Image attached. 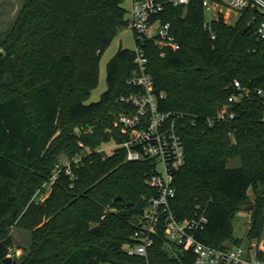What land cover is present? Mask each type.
<instances>
[{
  "label": "trees",
  "instance_id": "16d2710c",
  "mask_svg": "<svg viewBox=\"0 0 264 264\" xmlns=\"http://www.w3.org/2000/svg\"><path fill=\"white\" fill-rule=\"evenodd\" d=\"M126 0H24L10 31L0 29V264L13 244L11 229L31 233L30 246L10 264H193L192 251L171 242L163 229L148 257L131 256L125 244L156 188L147 183L151 159L130 161L126 151H100L121 141L117 116L131 107L118 100L135 90L127 78L136 69L134 51L120 47L107 66L108 88L87 102L98 85L100 60L128 25ZM180 48L161 55L145 40L149 72L159 107L177 115L186 163L176 173L173 209L192 217L205 208L208 223L198 237L213 246L233 242L234 220L254 203L248 239L264 236V16L256 8L234 23L224 14L209 23L202 0L166 5ZM250 89L237 103L236 118H213L235 92L234 79ZM62 168L48 197L36 191ZM241 164L229 166L231 159ZM253 191L254 198L249 194Z\"/></svg>",
  "mask_w": 264,
  "mask_h": 264
},
{
  "label": "built area",
  "instance_id": "2783aa9c",
  "mask_svg": "<svg viewBox=\"0 0 264 264\" xmlns=\"http://www.w3.org/2000/svg\"><path fill=\"white\" fill-rule=\"evenodd\" d=\"M189 2L190 0H131V9L128 11V24L132 27L136 40V47L133 49L136 69L127 78V83L135 90L121 94L118 98L131 107L128 112L117 116L121 141L111 142L100 148V151L106 153L105 150L109 148L112 153L116 148H122L126 151L127 160L151 159L155 163V169L146 181L157 192L147 198L146 207L134 233L136 241L125 244L124 248L131 256L147 258L154 236L163 229L171 242L194 253L193 264H264V236L253 240L248 247L236 244L213 246L198 237V233L208 223L205 208L197 205L194 216L181 217L172 207V200L177 194L176 173L186 163L185 145L177 131V115L159 107L144 41L153 40L160 46L163 56L169 51L178 50L180 43L172 33L171 22L163 21L159 14L168 4L178 6ZM202 3L205 13L216 11L215 18L220 13L225 17L227 11L223 10L224 6L239 13L247 8H256L264 16V0H202ZM211 20L207 21L210 23ZM257 33L264 39V19ZM232 86L235 92L217 114L209 119L210 124L236 118L234 106L250 97V89L244 87L239 79H234ZM80 162L81 157L77 155L72 159H63L49 181L53 184L62 168H65L72 179L77 178L73 164L80 166ZM14 253L15 249L10 247L8 256L13 257Z\"/></svg>",
  "mask_w": 264,
  "mask_h": 264
},
{
  "label": "rangeland",
  "instance_id": "374dc122",
  "mask_svg": "<svg viewBox=\"0 0 264 264\" xmlns=\"http://www.w3.org/2000/svg\"><path fill=\"white\" fill-rule=\"evenodd\" d=\"M24 0H0V29L5 36L10 29L12 28L15 19L17 17V14L22 7ZM125 6L130 11L131 9V1L126 0ZM224 11H227L225 13V19L229 23H234L238 16L239 12L228 10L227 7H223ZM216 11H208L206 12V19L211 20L214 19L216 16ZM135 49L136 47V40H135V34L130 26L128 24L124 28H122L118 34L115 36L113 41L111 42L110 46L105 50L103 53L101 60H100V77L98 85L92 90L91 95L87 102H93L98 101L101 98L102 93L108 88V82H107V66L109 60L117 53L118 49L120 47ZM108 144H104L103 146H107ZM110 145V144H109ZM106 154L111 153V149L105 150ZM241 164V160L239 158L231 159L229 161V166H238ZM52 188V182L49 180H45L43 182V188L38 189L34 195V199L37 202L44 201L48 195L50 194ZM250 196L254 198L253 191L250 190L249 192ZM253 203V202H252ZM250 220H251V212L249 210H242L238 212V215L236 216L234 220V236L235 238H239L241 240V245L248 247L250 244V241L248 239V231L250 228ZM11 234L13 236V244L12 247L15 249V255L21 256L28 250L30 246V237L31 233L29 230L25 229L22 226H14L11 229ZM254 242V241H252ZM229 244L234 245L233 242H229ZM101 264H114L110 261H103Z\"/></svg>",
  "mask_w": 264,
  "mask_h": 264
},
{
  "label": "water",
  "instance_id": "95a60500",
  "mask_svg": "<svg viewBox=\"0 0 264 264\" xmlns=\"http://www.w3.org/2000/svg\"><path fill=\"white\" fill-rule=\"evenodd\" d=\"M252 208H254V203H251V204L245 206V210H249V209H252ZM12 261H13V257L12 256H7L5 258V262L8 263V264L12 263Z\"/></svg>",
  "mask_w": 264,
  "mask_h": 264
},
{
  "label": "crops",
  "instance_id": "0c3cea01",
  "mask_svg": "<svg viewBox=\"0 0 264 264\" xmlns=\"http://www.w3.org/2000/svg\"><path fill=\"white\" fill-rule=\"evenodd\" d=\"M131 1V0H130ZM132 5V4H131Z\"/></svg>",
  "mask_w": 264,
  "mask_h": 264
}]
</instances>
